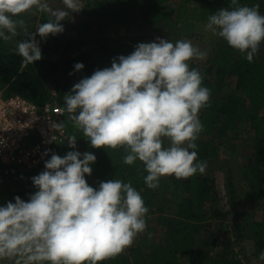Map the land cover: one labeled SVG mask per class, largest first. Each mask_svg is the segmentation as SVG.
Segmentation results:
<instances>
[{
  "label": "clouds",
  "instance_id": "1",
  "mask_svg": "<svg viewBox=\"0 0 264 264\" xmlns=\"http://www.w3.org/2000/svg\"><path fill=\"white\" fill-rule=\"evenodd\" d=\"M53 2L0 0V41L25 32L14 50L24 67L42 59L40 40L62 33L61 21L83 9L82 0H61L63 7ZM33 11L47 19L29 32L22 17ZM204 30L252 63L264 45V14L259 4L229 0L228 7L208 16ZM207 55L186 38L139 43L131 54L114 58L111 67L74 84L63 97L67 119L91 147L122 149L128 166L140 162L148 189H158L162 177L202 175L208 163L198 157L204 130L199 114L211 92L190 62ZM84 67L74 65L77 72ZM55 127L76 149L77 135L64 137V123ZM96 160L90 151L52 153L45 170L32 178L35 193L27 201L16 196L14 203L0 205V264H101L146 231L149 208L130 180L89 185L86 176ZM259 260L264 261V252Z\"/></svg>",
  "mask_w": 264,
  "mask_h": 264
},
{
  "label": "trees",
  "instance_id": "2",
  "mask_svg": "<svg viewBox=\"0 0 264 264\" xmlns=\"http://www.w3.org/2000/svg\"><path fill=\"white\" fill-rule=\"evenodd\" d=\"M170 1L87 0L82 9L77 39L48 36L46 40H40L37 36L42 59L27 67L22 66V57L15 53V48L0 41V92L6 97L18 95L38 105L51 102L64 108L63 97L71 92L74 84L91 76L97 69L111 67L114 58L131 54L142 43L135 36L122 33L131 25L134 15L144 13L155 31L167 32L170 40L175 42L176 38L179 39L176 26L195 23L203 27L210 14L229 6V0H185L178 8H173ZM241 3L259 4L260 12L264 14V0H241ZM16 38L17 41L25 39V32L20 31ZM84 45L88 50L74 58L69 54ZM76 63H83L84 69L75 71ZM191 67L200 70L203 85L211 92L209 103L199 114L204 126L197 141L199 159L208 163L209 159L218 157V138L242 140L245 134L252 135L254 159L252 164L244 167L243 181L246 198L253 203L259 202L264 198V45L254 62L249 63L220 39L205 68L195 64ZM67 70L73 72L75 81H61L60 77ZM52 84H55L56 95H53ZM67 115L65 112L68 135H77V148L72 149L66 143L57 154L63 157L73 150L95 154L97 160L92 165V175L86 176L92 187L114 178L125 182L130 180L141 191L149 208L147 235L152 236L156 228L165 236L162 243L152 239L149 244L130 246L101 264H183L182 257L188 258L187 264H246L234 250L224 247L227 232L222 229L220 221L222 218L226 220L228 215L215 208L216 184L208 167L202 175L187 179L171 176L169 182L161 180L158 189H148L143 180L146 173L140 162L128 166L122 162V149L91 147L82 133L72 127ZM44 170L45 163L21 175L0 180V185L12 186L0 192V205L9 201L14 203L16 196L27 201L37 191L32 178ZM227 188L235 242L251 239L259 258L264 252V211L260 221L247 226L241 219L232 174L227 178Z\"/></svg>",
  "mask_w": 264,
  "mask_h": 264
},
{
  "label": "rangeland",
  "instance_id": "3",
  "mask_svg": "<svg viewBox=\"0 0 264 264\" xmlns=\"http://www.w3.org/2000/svg\"><path fill=\"white\" fill-rule=\"evenodd\" d=\"M87 0H82V8L85 6ZM185 0H171L170 4L173 8H178ZM54 7H63L61 0H54ZM25 20L27 30L29 32L34 31L36 26L45 22L47 17L43 14L36 12H26L22 17ZM64 26V31L58 35H49V37L60 38L63 40H76L78 36V30L81 27L82 23V10L77 13H70L64 21H61ZM153 25L150 23L148 17L144 13H139L134 15L131 25L123 29L124 34L135 36L140 39L143 43H149L156 40L157 37L164 39H170L167 35V32H157L153 29ZM176 31L179 39H190L194 45H197L201 50L207 51L208 55L205 60H194L190 64H195L200 67L206 66V62L210 56L215 53L217 42L220 38L211 34V32H206L204 26L195 23H186L176 26ZM176 40H178L176 38ZM17 38L13 37L12 40L4 42L6 45L16 48ZM88 50L87 46L76 47L74 50H71L69 53L73 58L76 57L79 53ZM71 73V74H70ZM61 81H75L73 72L67 70L61 77ZM55 84H52L53 95H56V90L54 87ZM218 143V157L216 159H209L208 162V173L213 178L216 184L217 192V202L215 208L217 210H222L225 214L228 215V218L225 220L222 218L220 221L222 224V229L227 233L224 235V247L228 246L231 250H234V253L239 255L242 261L246 264H260L259 258L255 253L254 243L251 239L245 238L243 242H235L233 233L231 232V209L228 201V188H227V178L232 174L238 192L239 199V212L241 219L244 220V223L249 226L253 222H258L262 218V213L264 211V198L259 202L253 203L246 198V189L243 181L244 177V167L252 164L254 159V141L252 135L248 133L245 134L244 139L234 140L228 138H218L216 140ZM161 180L169 182L171 176L162 177ZM12 186H3L0 185V192L11 188ZM220 198V200H219ZM150 224L154 225L152 222ZM148 223V224H149ZM213 224L216 221L212 222ZM219 220H217V224ZM157 223H155L156 225ZM148 230L138 235L134 240L133 245L150 243L152 239L156 240L158 243H162L165 239V236L162 232L158 231L156 228L151 233L152 236H148ZM181 261L183 264L188 263L187 257H182ZM3 264H11L10 261H4Z\"/></svg>",
  "mask_w": 264,
  "mask_h": 264
},
{
  "label": "built area",
  "instance_id": "4",
  "mask_svg": "<svg viewBox=\"0 0 264 264\" xmlns=\"http://www.w3.org/2000/svg\"><path fill=\"white\" fill-rule=\"evenodd\" d=\"M60 123L68 136L65 111L58 103L38 105L0 92V180L36 169L57 154L67 143L55 127Z\"/></svg>",
  "mask_w": 264,
  "mask_h": 264
}]
</instances>
